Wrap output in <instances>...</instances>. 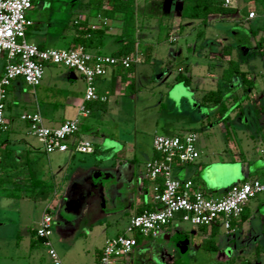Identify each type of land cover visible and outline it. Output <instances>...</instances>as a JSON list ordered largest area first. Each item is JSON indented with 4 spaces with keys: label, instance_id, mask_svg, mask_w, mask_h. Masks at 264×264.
<instances>
[{
    "label": "crops",
    "instance_id": "1",
    "mask_svg": "<svg viewBox=\"0 0 264 264\" xmlns=\"http://www.w3.org/2000/svg\"><path fill=\"white\" fill-rule=\"evenodd\" d=\"M134 2L138 12L142 4L135 0ZM166 4H168V7H173L174 11L176 2L169 0ZM170 14L171 10L168 12L167 9L166 13L161 17V22L168 25ZM219 16H222V20H225L228 15H212L208 23H211L213 18L218 19ZM27 17L30 21L26 30L27 40L44 48H54L53 46L57 44L59 39L66 40L68 44L66 49L79 46L81 44L75 45L73 39L76 38L78 31L85 30V32L94 31L92 36L84 32L79 34L80 38L86 41L85 48L91 53L118 56L124 50L129 51L131 49V37L129 34H125L121 12L109 11L105 4L103 8L98 9L93 6L91 0H37L28 11ZM236 20L233 22L234 24L241 23L238 19ZM226 30H229V28L227 27ZM183 31L184 28L180 25V32ZM235 33L230 34L235 37L232 40L221 37L218 34L219 36H216L215 39L217 45L215 51H212V47H208L211 53L210 57L222 60L224 56L227 59L239 60L241 69L245 70L250 78L254 80L253 74L257 79L260 78L262 72L257 74L260 68L255 58L261 57L264 63V56L252 52L256 45L253 46V43L247 42L244 38H236ZM175 40L173 38L171 42L173 43ZM142 42V40L136 39L133 44V51L139 54ZM243 44L246 47L245 50L241 48ZM144 47L143 54L146 58L147 44H144ZM173 53L176 55V52ZM122 55L126 54L123 52ZM248 56L255 60L252 63V65H255L253 70L250 69L252 60ZM141 58L140 56L139 60L132 64L130 70L119 65L108 67L106 73L97 80L98 89L100 93L107 96V101L88 102L86 104L87 111L84 113L80 111V104L83 101L85 90L84 81L82 76L74 70L62 67L54 68L53 72L50 70L46 80V88L41 94L42 101L38 97L31 96L29 93L31 92L30 87L20 78L14 80L10 86L7 100L9 97L10 99L8 102L6 100V117L9 120L10 128L5 134L3 133L0 136V166L3 160V153L8 151L14 164L15 182L22 183L32 171H35L42 179L54 185V195L45 200L43 199L47 203L45 212L50 208V203L53 201L58 202L59 205L62 203L68 205V203L73 204L74 202L82 205L83 202L80 201H86L85 198L89 194L91 185H93L95 191L90 192L89 201L84 207L85 213L88 212L92 204L98 207L101 204L108 206L105 214H98L95 217L96 219L113 216V222L118 224L119 219L125 218L126 220L127 218V223L125 221V224H128L130 218L137 214L140 209H145L152 205L151 182L145 177V163L157 156L153 148V139L156 132H154V135L148 134V142L143 144V139L138 138L136 134L133 137H129L130 135H127V137L123 136L125 139H122L117 137L120 133L116 134V130L109 132L105 128V125L111 127L119 126V123L122 124L123 120L118 117L124 112L123 106H121L123 103L121 99L127 97L125 93L132 84L134 85L137 63L143 60L148 61ZM180 68L183 69L181 72L184 73L185 69L183 67ZM3 69L4 59H1L0 76ZM162 74L159 75L160 79L165 77L163 72ZM187 76H190L192 84V75L188 74ZM201 80L203 84L211 82L218 84L217 86L219 87L221 82H223L222 73L219 78L217 73L210 71L206 76L201 77ZM233 81V84L228 86L225 83L226 85L223 87L224 100L227 105V109L223 113H220L219 105L202 104V97L210 90L198 87L197 91H195L196 95L200 94L198 101L201 106L214 108L211 111L213 115H211L214 120H218L219 137L218 139L216 138L217 141H215L213 136L201 138L200 133L197 132L199 134V159L193 163L176 164L173 167V176L175 178L181 181L192 180L196 187L211 195H223L232 185L246 179L264 178V87L254 81L253 88L244 91L237 79H233ZM176 82L179 83V81ZM235 87L237 89L226 97L227 92H231ZM133 88L135 89V87ZM235 95L238 97L237 99L233 97ZM11 99L14 100V106L19 105L23 108L18 117L14 112V123L11 121L13 118L10 112ZM36 109L40 110L45 125L49 127L58 126L70 119L80 120V130L69 138L70 147L67 151L48 153L45 150L43 140L34 135L30 131L27 122L21 119L23 113ZM170 127L172 128V126ZM202 127L205 128H203L204 132L210 134V129L205 127L204 123H202ZM173 131L169 135L175 134V129ZM186 131L194 130L187 129ZM81 138L88 139L95 145L94 152L89 153L91 154L90 156L75 149V144ZM106 153H111V155ZM93 156L97 158L99 156L103 157L100 161V159H92ZM89 159H92V161H89ZM225 175H231L236 181L226 185L223 182L224 180H222ZM106 184L107 188L105 187V191L107 190V193L105 192L102 199L99 197L100 194L98 192ZM22 201H29V198H14V207L18 206L19 208V203ZM249 203L246 208L251 214L252 207ZM260 207L259 204L257 208L260 209ZM18 211L19 221H14L17 224L14 229L15 233L20 226L24 228V231L29 234V245L32 251L33 248L42 245L35 234L42 217L36 222V227H28L27 221H21L22 216L20 215V210ZM260 215V219L264 221V216ZM176 219L181 221L179 217L175 218L160 231L158 236L162 237L163 240L171 238L172 234L168 227ZM243 224L232 228V231H225L227 234H235V232L242 230ZM221 228L218 226L217 233H219ZM74 230L72 228L68 231ZM200 230L203 232L210 230L209 232L212 233V228H207V230L200 228ZM65 231L67 230L64 229L63 232L65 233ZM111 238L107 236L104 245ZM179 238L186 239L189 247L188 252L190 245L187 236L182 234ZM137 241V246H139L140 241L138 238ZM30 249L28 251L29 256L27 255L28 259L31 260L29 264H48V258L43 254L38 255L34 260ZM100 251L95 257V262L99 260ZM172 256L169 262L165 261L166 264H176L178 262L175 256ZM165 258L168 259L167 257ZM128 264L131 263L128 261Z\"/></svg>",
    "mask_w": 264,
    "mask_h": 264
},
{
    "label": "rangeland",
    "instance_id": "2",
    "mask_svg": "<svg viewBox=\"0 0 264 264\" xmlns=\"http://www.w3.org/2000/svg\"><path fill=\"white\" fill-rule=\"evenodd\" d=\"M135 1L142 4L137 12L136 32L134 34L137 40L143 41L142 46H140L139 57L141 56V59L146 60L143 52L145 50L144 44H147L150 47V58L148 61L143 60L137 63L134 85L132 84L133 86L131 85L125 93L127 97L121 99V102H123L121 106H123L124 112L118 117L123 120L122 124L119 123V126L111 127L105 125V128L109 132L116 130V134L120 133L117 137L122 139H125L123 136L127 137V135H130L129 137H133L136 134L138 138L143 139V144H147L148 134L154 135V132H156V134L169 135L174 132L173 129L176 131L175 134H183L187 132V129L194 130L200 133L201 138L213 136L215 141H217L219 137L218 120L213 119L211 112L214 108L201 106L198 101L200 94L196 95L195 91H197L198 87H203L205 90L216 89L218 84L211 82L203 84L201 77L206 76L211 71L217 73L220 78L223 68L227 66L230 59L224 58V56L222 60L216 57L211 58L208 47H212V51H215L217 48L215 43L216 36L221 35V37L232 40L235 37L230 34L236 31H238L235 33L236 38H244L255 46L258 37H254L248 28L264 20V7L261 6V0H235L231 7L236 8V13L228 15L225 20H222V16H219L218 19L213 18L212 22L206 26L202 25L200 20L181 18L178 14L181 9L179 4L174 6V11L172 7L167 25L161 22V13L154 5L159 0ZM252 10L258 12V17L255 20L254 18H249V12ZM236 19L241 23L234 24L233 22L237 21ZM180 25L184 28L183 32H180ZM227 27L230 31L226 30ZM199 30L205 31L201 37L197 35ZM173 38L176 40L172 43L171 40ZM67 45L66 40L59 39L53 47L66 49ZM241 48L245 50L246 47L243 44ZM250 49L252 51V47ZM253 50L252 52L261 55L256 47ZM134 52L130 53L133 54ZM173 52H176V55ZM248 57L250 58V56ZM250 60H252L250 69H254L255 65H252V63L256 60L261 69L259 71L256 70L257 74L259 72L264 74V63L261 57L258 56L255 60L250 58ZM56 67L62 66L47 65L42 83L39 86L33 88L28 85L31 91L29 93L32 97H38L41 100V94L46 88L47 76L50 70L53 72ZM180 67L185 69V74L192 75L193 82L191 85L186 86L183 82H176L175 76L183 70ZM162 72L165 76L164 79L159 78ZM262 74L258 79L254 74V77L251 76L256 84L264 87V84H261L264 83V75ZM236 89L235 87L231 92L228 91L226 97ZM10 104V112L13 115L11 121L14 123V112L18 117L23 108L19 105L14 106L13 99L10 100ZM7 111L9 112V110ZM208 118L210 119L208 120ZM202 123L210 129V134L204 132ZM106 154L111 155V153ZM86 155L90 156L91 154ZM102 157L93 156L92 159H100L101 161ZM92 159H89V161H92ZM232 178L231 175H225L222 180L228 185L236 181V179ZM105 187L107 188V184L102 186L101 191L98 192L100 194L99 197L102 199L105 192L107 193ZM91 191H95L93 185L90 186L89 194L85 198L86 201H80L83 202L82 205L77 202L68 203L69 206L63 203L59 205L56 201L50 203L48 212L54 219L50 239L63 264H97L98 261L95 262V257L100 249L101 254L105 246L106 237H115L123 234L127 228L128 224H125V221L127 223V218L126 220L125 218L119 219L118 224L113 222V216L95 218L98 214H105L108 206L101 204L98 207L92 204L88 212L85 213L84 207L89 201ZM206 194L214 198L222 196L220 194ZM42 200L38 198L22 201L19 203L20 207L18 208V206L14 207V198L0 196V264H29L31 262L28 259V251L30 249L29 234L21 226L15 233L14 229L17 224L14 221H19L18 210H20L21 221H27L28 227H36V222L44 214L47 205ZM84 203L86 204L84 205ZM249 204L252 207L250 217L243 224L242 230L235 232V234H227L225 229L221 228L219 233L212 235L209 232L210 230L205 232L200 230V228L207 230V227L194 226L187 221L176 219L168 227L172 234V237L168 240H163L160 236L144 237L136 234L135 237L139 239L140 244L129 256L128 261L131 264H166L165 261L169 262L173 257L172 255H174L177 259L176 261H178L176 264H229L233 258V264H242L246 260H251L255 264H264V221L260 219V214L264 216V195L251 199ZM259 204L261 206L260 209L257 208ZM72 228L75 230L69 232ZM64 229L67 230L65 233L63 232ZM182 234L187 236L190 245V249L186 253H181L176 246V242ZM210 239L218 244V249H211L205 246ZM257 250L259 253L258 258L262 262H258ZM30 252L33 255V259H36L41 254L47 257L46 249L43 245L33 248L32 251L30 249Z\"/></svg>",
    "mask_w": 264,
    "mask_h": 264
},
{
    "label": "built area",
    "instance_id": "3",
    "mask_svg": "<svg viewBox=\"0 0 264 264\" xmlns=\"http://www.w3.org/2000/svg\"><path fill=\"white\" fill-rule=\"evenodd\" d=\"M37 0H0V58L4 69L0 76V135L10 128L6 117L8 89L20 78L30 87L42 83L47 65L62 66L78 72L84 81L85 90L80 111L86 112L88 102H106L107 96L100 93L97 80L108 67L121 66L128 69L139 60L138 52L112 56L94 54L84 46L68 49L44 48L27 40L26 30L30 21L28 11ZM235 0H224L225 6H233ZM258 12L250 11L249 18H257ZM21 119L30 131L43 140L48 153L69 149L68 140L80 130V120L70 119L55 127L45 125L39 109L25 112ZM199 134L189 131L183 134H156L153 148L156 157L145 163V177L151 182V208L130 218L123 234L112 237L105 244L97 264H128L138 241L136 234L156 237L170 222L179 217L194 226L212 228L217 225L225 230L238 221L251 199L264 195V178H252L235 183L221 197H209L196 187L192 180L181 181L173 176L176 164L193 163L200 157ZM81 153L94 152L92 141L81 138L75 144ZM53 217L46 211L36 228V235L43 239L48 264H63L51 242Z\"/></svg>",
    "mask_w": 264,
    "mask_h": 264
},
{
    "label": "trees",
    "instance_id": "4",
    "mask_svg": "<svg viewBox=\"0 0 264 264\" xmlns=\"http://www.w3.org/2000/svg\"><path fill=\"white\" fill-rule=\"evenodd\" d=\"M167 1L169 0H159L154 4L156 8H158L159 13H161V16L164 15V13H166L167 9L168 12L172 10V7H168V4H166L167 6L165 5ZM172 1L176 2V4H179L181 6V9L178 12L181 18L200 20V23L204 26L208 24L209 18L212 15H218V14L231 15L237 12L236 8L231 6H225L224 0H172ZM91 3L93 4V6H95L98 9L103 8L105 4L109 11L121 12V17L124 21L125 34H129L131 36L130 39L131 49L129 51L127 50L123 51L126 55H129L128 53L134 50L133 44L136 41L134 34L136 32L137 11L134 0H91ZM260 3L261 6L264 7V0H261ZM255 19L256 18H254V20ZM260 23L258 22L256 23V25L250 26L249 31L252 32V35L254 37H258V39L256 40V48L260 51V54L264 56V20L263 22ZM80 32L88 33L89 36H92L94 31L85 32V30H80L77 32L76 38L73 39L75 45L81 44L82 46L85 47L86 41L80 38L79 36ZM204 32H205L204 30H199L197 35L201 37L204 35ZM149 51H150V47L149 45H147L146 60L150 58ZM122 53L119 54L118 56H121ZM131 68L132 66L127 70H130ZM233 79L238 80L239 84L243 87L244 91H248L252 89L254 86V80L248 76V73L245 70L241 69L240 61L235 59H230L228 61L227 66L222 71L223 82H221L220 86L217 89L210 90L207 93H205V95L202 97V101H201L202 104L219 105V111L220 113H223L224 110L227 109V105L224 100L223 87H225L226 85L225 83H227L228 86L233 84L234 83ZM175 80L179 82H183L186 86H189L191 84L190 76H187L181 71L177 73V75L175 76ZM233 97L236 99L238 98L236 95ZM0 145H1V141H0ZM10 165L11 168L13 169H10ZM53 186L54 185L52 183L38 176L35 171H32L29 177L25 179L22 183L15 182L14 164L11 158V154L8 151H5L3 153V160L0 166V196L7 198H17V199L23 197H27L29 199L41 198L45 200L54 195L55 190ZM148 208H151V206ZM143 210L144 209H140L137 212V214L141 213ZM46 211H49V209H47ZM249 217H250L249 211L245 207L239 221H232V228H235L237 225L241 226L244 222H246L249 219ZM231 229L230 231H232ZM217 231H218V226L217 225L213 226L212 235L216 234ZM263 235H264V224H263ZM37 239L43 245V239L39 238L38 236ZM205 246L211 249L219 248L218 244L212 239L208 240ZM256 253H257L258 262H260L261 260L258 258L259 257L258 250ZM233 260L234 258L231 259L229 264H233ZM242 264H255V263L251 260H246L243 261Z\"/></svg>",
    "mask_w": 264,
    "mask_h": 264
},
{
    "label": "water",
    "instance_id": "5",
    "mask_svg": "<svg viewBox=\"0 0 264 264\" xmlns=\"http://www.w3.org/2000/svg\"><path fill=\"white\" fill-rule=\"evenodd\" d=\"M177 248L180 250L181 253H185L188 250V243L186 239L179 238L178 242L176 243Z\"/></svg>",
    "mask_w": 264,
    "mask_h": 264
}]
</instances>
